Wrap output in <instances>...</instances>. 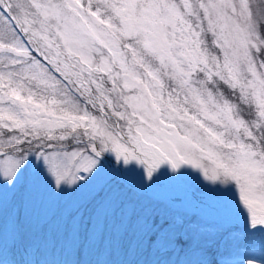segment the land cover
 <instances>
[{"label":"snow or ice","instance_id":"1","mask_svg":"<svg viewBox=\"0 0 264 264\" xmlns=\"http://www.w3.org/2000/svg\"><path fill=\"white\" fill-rule=\"evenodd\" d=\"M0 264H264V0H0Z\"/></svg>","mask_w":264,"mask_h":264}]
</instances>
